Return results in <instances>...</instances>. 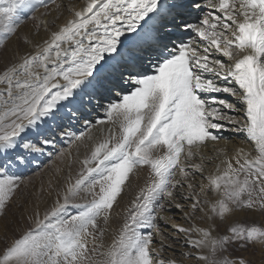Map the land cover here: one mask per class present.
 <instances>
[{
    "label": "snow or ice",
    "instance_id": "1",
    "mask_svg": "<svg viewBox=\"0 0 264 264\" xmlns=\"http://www.w3.org/2000/svg\"><path fill=\"white\" fill-rule=\"evenodd\" d=\"M63 7L61 24L58 0H0V219L34 160L50 154L63 163L75 146L80 165L74 177L66 165L63 184L49 182L50 201L41 188L43 209L34 202L5 225L0 264H251L234 253L264 252V226L233 222L221 234L220 224L243 211L264 215V0ZM41 8L56 15L36 17ZM29 19L33 28L21 33ZM225 122L251 149L205 155L225 139ZM142 168L144 186L122 205ZM173 206L186 221H207L174 224L183 244L158 223L156 211ZM111 224L117 230L106 243ZM166 240L184 249L178 258L163 255Z\"/></svg>",
    "mask_w": 264,
    "mask_h": 264
},
{
    "label": "rangeland",
    "instance_id": "2",
    "mask_svg": "<svg viewBox=\"0 0 264 264\" xmlns=\"http://www.w3.org/2000/svg\"><path fill=\"white\" fill-rule=\"evenodd\" d=\"M75 1V0H74ZM58 3H60V0H58ZM46 11H52L53 15H56V11L53 9H43L41 8L39 12H36L34 15L36 17H41L43 13ZM60 11L65 12L62 8ZM35 21L29 19L22 27L25 28L24 32H30L33 28ZM21 32V31H20ZM21 32V33H24ZM17 44V41L15 38L9 43V48H14ZM67 145H63L60 149L66 148ZM250 148V147H249ZM248 148V150H250ZM59 150V149H58ZM55 151V150H54ZM85 153L84 147L79 148V158L82 159L83 155ZM77 158V148L75 146L72 147V159H66L63 163L60 161H56L55 156L47 154L44 157H40L37 160H34L32 164L24 169V175L26 179V186H22L21 189L16 193L15 197L13 198L11 202V207L9 208L7 215L0 219V234L3 233L5 225L10 226V222L16 219L19 216L20 211L25 207H30V205L34 202H40L41 209L44 207V203L41 201H38L37 197L40 193L41 188L44 189V201H50L51 197L47 194V189L49 186V182L51 181L53 185H61L63 184L64 180L67 177L69 169L66 167L68 163L72 164L71 168V174L74 177L77 170L79 169L80 165L78 162H76ZM206 167L210 170L206 173L212 172L211 166L206 165ZM57 168L63 169L62 172H60L58 175L56 174ZM13 171H18L14 166L12 168ZM207 170V169H206ZM147 176V169H138L136 170L135 176L133 178V187L131 190L127 192V195H125L124 199L121 201L122 205H127L128 201L135 195L136 191L145 184V178ZM30 178V179H29ZM27 202V203H26ZM83 200H78L77 203H83ZM173 209H167L166 211H156V215L164 217V219H161L158 221L161 228H163L162 220L165 219H171L172 221H176L178 223H181L182 227H188L189 223L195 224L197 226H206L207 221H201L200 216L198 215L194 220L186 221L184 217V213L181 212L179 209H176L175 207H171ZM176 215V216H175ZM178 216H181L182 218H178ZM172 217V218H171ZM181 220L183 222H181ZM233 222H239L246 225H253L256 226H264V215H261L258 211L257 212H250V211H243L237 213L235 216L231 218V220L225 221L223 224H220V232L221 234L233 223ZM219 224V221H217ZM170 231L169 233L166 232V230ZM116 225L111 224L109 227L108 234L106 236V243H111L112 238L116 232ZM165 235H171V240H179L180 244H183L182 236L179 235H172V229L171 228H165ZM167 233V234H166ZM215 234V233H214ZM176 236V237H175ZM157 241H159V237H156ZM171 240H166L165 247L168 249L163 255H165L167 258H178L173 256L174 252H182L184 249L180 247L179 245H171ZM236 256H243L244 258L248 259L251 264H264V252H262L259 247L256 248H250L247 251H241L236 250L234 253ZM183 264H195L194 261L186 260L183 262Z\"/></svg>",
    "mask_w": 264,
    "mask_h": 264
},
{
    "label": "bare ground",
    "instance_id": "3",
    "mask_svg": "<svg viewBox=\"0 0 264 264\" xmlns=\"http://www.w3.org/2000/svg\"><path fill=\"white\" fill-rule=\"evenodd\" d=\"M60 3H62V9L65 10L64 7H63V5H69L71 7L79 8V7L82 6L83 0H79V2H77V0H75V1L74 0H60ZM53 16H55V15H53ZM68 17H69V13H68V11L65 10L64 14L60 18L59 23L62 24L64 22V20L66 18H68ZM45 18L46 19H51L52 17L49 16V17H45ZM19 31L24 32L25 31V28L24 27H21ZM42 38H46V34L43 33V32L41 33L40 37H38L37 39L39 40V39H42ZM21 50L22 51H29V49L25 48L24 46H21ZM217 58L226 59V58L219 57V54H217ZM212 95H215L218 98L227 99L230 102H235L236 101V98L235 97L228 96L227 94L217 93V94H212ZM225 111H228V110H225ZM231 114L232 115H237V116L242 115L240 113H231ZM92 115L93 116H96V113H93ZM96 118L97 119L103 118V110L102 109L99 110V116H96ZM105 127H107V126L106 125H101V126H98V128H93L92 129V132H91V135H93L94 137H97L98 135H100L102 133V130ZM230 128H231V125H229V124H227V122H225V128H224V130L219 133V135H221L225 139L217 142L216 144H209L208 150L205 152V155H214L215 154L214 151H213L214 148H216V149H219V148L226 149L229 152V154H231L232 152H234L238 148H243L245 151H248V148L249 147L251 148V145L249 143L245 142V140H244V133L230 131L229 130ZM73 130H75V131L81 130V125H74L73 126ZM103 134L106 135V133H103ZM63 145H67V142L65 141L64 143L57 144L55 150L60 149ZM0 159H3V158H0ZM215 163H218V161L209 162L207 165L208 166L210 165L211 166V169L213 170V167H214V164ZM208 171H210V170L206 167L205 168V172H208ZM170 209H173V208H170ZM178 218H182V217L181 216H178L177 219ZM181 222H183V221L181 220ZM174 224H179L181 226V223H178L176 221H172L171 219L162 220V224L161 225H163V228L164 229L165 228H171V229H173V225ZM166 232L169 233L170 231H168V229H167Z\"/></svg>",
    "mask_w": 264,
    "mask_h": 264
}]
</instances>
